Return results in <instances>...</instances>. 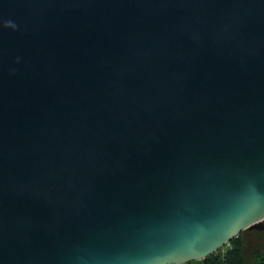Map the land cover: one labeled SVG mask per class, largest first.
<instances>
[{"label":"water","instance_id":"water-1","mask_svg":"<svg viewBox=\"0 0 264 264\" xmlns=\"http://www.w3.org/2000/svg\"><path fill=\"white\" fill-rule=\"evenodd\" d=\"M264 230V0H0V264H184Z\"/></svg>","mask_w":264,"mask_h":264},{"label":"trees","instance_id":"trees-1","mask_svg":"<svg viewBox=\"0 0 264 264\" xmlns=\"http://www.w3.org/2000/svg\"><path fill=\"white\" fill-rule=\"evenodd\" d=\"M243 231L211 255L184 264H264V250L254 249L251 256L246 254L242 237ZM255 231L264 234V230Z\"/></svg>","mask_w":264,"mask_h":264},{"label":"rangeland","instance_id":"rangeland-1","mask_svg":"<svg viewBox=\"0 0 264 264\" xmlns=\"http://www.w3.org/2000/svg\"><path fill=\"white\" fill-rule=\"evenodd\" d=\"M242 237L244 239V250L248 256L252 255L254 249L264 250V234L251 229L243 231Z\"/></svg>","mask_w":264,"mask_h":264}]
</instances>
